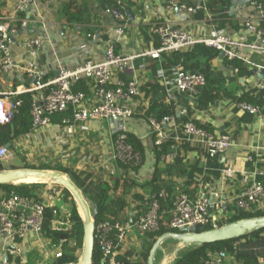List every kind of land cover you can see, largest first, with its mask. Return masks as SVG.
I'll list each match as a JSON object with an SVG mask.
<instances>
[{"label":"built area","instance_id":"2783aa9c","mask_svg":"<svg viewBox=\"0 0 264 264\" xmlns=\"http://www.w3.org/2000/svg\"><path fill=\"white\" fill-rule=\"evenodd\" d=\"M35 1L37 0H15L13 12L0 17V73L20 78L19 84L9 86L7 89L0 88V127L12 122L22 103L19 97L22 94H27L30 98V115L34 131L52 124V115L66 112L70 114L62 118L61 126L88 121L106 120L107 122L111 118H120L125 121L134 115L138 106L137 97L141 96L140 86L136 79L127 76L129 72H134V61L137 58L149 56L158 59L163 56V53L184 51L195 44L202 43L216 49L223 59L228 61L237 59L248 63L251 50L264 49V45L260 44V40L264 41V28L261 26L264 22V8L256 0H251L250 4L256 10V17L244 25L247 32L253 35L258 42L247 43L237 40L220 30L209 36L195 37L176 20L158 21L151 28L157 40V47L134 54L121 55L115 52L113 44H108L102 60L86 59L73 68L57 65L52 70V75L49 76V71L36 63V57L46 42L44 35L37 32L26 38L19 37L20 29L24 28L28 21L19 17L18 14ZM111 1L109 13L115 21L116 34L121 36L128 27V20L124 13L122 0ZM166 8L174 15L186 16H193L200 10H207L205 0L193 3L185 0H168ZM88 36L91 35L88 34ZM14 45L25 51L28 58L25 62L20 64L15 61L12 50ZM234 70L237 71L236 68ZM30 77H34V81L27 84L26 79ZM81 80L88 81V93L73 90V87ZM204 84L203 73L184 70L179 65L176 67L173 87L178 93H187L192 98ZM239 106L253 115L259 116L260 114L258 106L245 102L239 103ZM185 112V109H182L180 114ZM170 124H176L175 117L172 115L149 118L155 146L160 147L171 139L172 135L168 128ZM180 131L181 133L178 132L173 138L178 144L187 142L201 145L210 158L220 157L231 146L229 135H216L192 121L181 124ZM8 155L9 149L0 145V161ZM173 155H166L164 158L169 159ZM109 161L117 168L119 163L136 167L140 165L141 158L126 141L125 134L118 133L113 142ZM126 171L133 176L136 174L130 168ZM1 194L0 191L2 253L6 256L21 257L25 252L21 243L31 235L29 250L35 249L41 255L49 253L48 256L60 257V247H49L45 242L49 244L50 240L42 232L45 207L49 204L46 201L42 203L33 197L19 195L15 192H10L5 197ZM164 194L165 191L162 189L159 196ZM219 197L218 191L208 181L200 182L194 199H190L183 192L178 194L171 210L170 226L177 231L196 224L203 225L206 229L207 227L210 229L219 227L217 216L211 212V210L223 208ZM232 200L237 208L243 210L255 212L264 208V171H256L252 181L235 193ZM158 210L159 203L153 195L147 213L134 220L130 218L120 221L109 217L97 225L94 224V235L101 251L102 264H128L119 258L127 252L123 244L127 242L129 236L135 239L134 243H139L144 233L156 230ZM57 213L54 209L55 219L52 220L51 229L66 228L63 227L64 222L58 219ZM62 242L63 240L60 241ZM129 259L134 260L135 258L130 256ZM201 264L245 263L236 262L224 248L208 250ZM258 264H264V257L259 259Z\"/></svg>","mask_w":264,"mask_h":264},{"label":"crops","instance_id":"0c3cea01","mask_svg":"<svg viewBox=\"0 0 264 264\" xmlns=\"http://www.w3.org/2000/svg\"><path fill=\"white\" fill-rule=\"evenodd\" d=\"M107 1L37 0L18 14L19 17L28 21L26 26L20 29L19 37L26 38L37 32L44 35L46 42L36 57V63L46 68L49 71V76L52 75V70L57 65L73 68L86 59L102 60L104 50L108 44H113L115 52L121 55L134 54L145 49L157 47V40L152 34L151 28L158 21L176 20L195 37H204L219 30L227 33L228 29L220 28V21L231 20L233 24H238L239 27L234 32H230V36L247 43L258 42L253 35L247 32L244 25L247 21L256 17V10L250 2L242 3L241 8H236L233 14H229L228 9L225 12L227 17H223L207 10H200L193 16L174 15L166 8L168 0H122V3L124 2V13L125 8H128L131 11V15L127 16L125 14L128 20V27L123 35L118 36L115 32V21L109 13L110 6ZM185 1L193 3L200 0ZM66 3H73L79 6L82 4L86 5L91 15V20L85 23L66 20L63 14V6ZM14 4L15 0H0V17L11 14L14 10ZM88 34L91 36H88ZM260 44L264 45V41L260 40ZM12 50L17 63L21 64V62H25L28 59L23 49L14 45ZM250 54L248 63L242 61L248 70V73L244 76L237 75V68V71H235V68L226 66L224 62L226 59L221 56L218 57L211 67L214 71L221 72L225 77V86L232 92V96L230 98L222 97L206 111L195 110L192 116L208 131L216 135H229L231 146L223 155L214 158V160L208 159L201 145L189 143L186 147L184 146L183 162L185 171L189 172L198 167L201 172H195L197 180L199 182L208 181L220 195L219 199L223 203V208L211 210L217 218L218 214L223 213L233 204V195L252 181L254 173L259 170L264 171V105L259 107L260 114L257 116L244 110L237 103V99L243 93L255 91L253 94L256 95L261 90H264L262 83L259 80H255V76L250 73L251 67L264 66V49L254 48L250 51ZM134 64V72H129L127 76L135 78L140 88L146 83L157 80L165 87L168 93L167 104L171 105L173 103L175 108L178 109L177 113L179 109L186 108L185 102L190 97L185 94H179L173 87L177 66L168 65L164 56L158 59L149 56L140 57L134 61ZM15 81L19 84V76L0 73L1 89L17 85ZM144 104H146V101ZM191 108L193 109L194 106H191ZM96 122L98 121H88L85 122V125H83L84 123H76L69 126L56 124H50L49 126L54 129L61 127L60 130H65L62 133L66 135L70 133V135L74 136L72 140H76V138L78 141L84 140L83 144L78 143L76 145L77 149H75L77 151L73 150L77 152V154L75 153L76 158L82 156L81 158L73 159V161H78L79 163L73 170L80 172L82 176L89 174L90 180L97 178L111 184L120 174H130L127 171L121 172L117 166L112 165L109 161L115 134L119 131L111 129L106 123L103 125L102 122ZM181 124L176 120L175 125H168L169 132L172 135L171 139L178 134ZM123 129L134 132L146 145L145 161L138 173L135 174V178L137 181L149 179L154 165L153 134L150 126L140 119H133L126 121ZM33 133H35L34 130L30 134L21 137H29ZM92 138L94 139L92 145L87 144ZM88 152V157L85 158ZM159 168L161 170L166 169L165 160L159 162ZM186 176L176 177L174 175L172 180L181 185L185 181ZM162 178L167 179L168 175H162ZM128 201L127 212H135L136 203L131 199ZM213 202L216 201L213 200ZM225 206L227 207L224 210ZM259 236L263 240L260 247L248 248L245 241L241 240L236 243L237 251L242 255L247 254L258 259L263 258L264 232L260 233ZM31 238L32 236L29 235L28 239L21 243L25 251L21 257L4 255L0 246V264H18L17 259L20 260V264H24L29 251H33L38 255L36 264H51L55 258L48 256L49 253L41 255L35 249L29 250V239ZM134 240L133 237L129 236L127 242L123 244L125 251L130 249L134 244ZM45 243L49 247L51 246L50 243ZM132 257L136 259V255H132Z\"/></svg>","mask_w":264,"mask_h":264},{"label":"trees","instance_id":"16d2710c","mask_svg":"<svg viewBox=\"0 0 264 264\" xmlns=\"http://www.w3.org/2000/svg\"><path fill=\"white\" fill-rule=\"evenodd\" d=\"M256 1L264 8V0ZM107 2L109 6L112 3L111 0H108ZM73 3H66L63 6V14L66 20L76 23H85L90 21L91 15L86 5L82 4L79 6ZM205 6L209 12L214 14L217 13L220 16L227 17L225 12L229 9L230 1L206 0ZM219 26L220 28L228 29V34H230V32H234L239 27L238 24H233L231 20L220 21ZM261 26L264 28V22L261 23ZM163 56L170 66L174 67L179 65L184 70L195 72L198 71L203 73L205 76V84L198 89L197 94L192 98L187 93H179L188 95L190 98H186L187 100L185 99L186 112L177 116L178 109L175 108L174 104H167L168 93L166 92L165 87H163L157 80L151 83H146L140 88L141 96L137 97L138 106L130 120L140 119L149 125L150 117L161 118L166 115H172L182 124L192 121L197 126L206 129L196 119L192 118L194 111H206L222 97L230 98L232 96V92H230V90H228L225 86V77L221 72H216L211 67V65L214 64L219 57L218 51L214 48L199 43L184 51L171 52L169 54L163 53ZM192 60L194 61L190 63ZM224 62L225 65L229 66L230 68H237V75L239 76H244L248 73L247 67L240 60H225ZM87 82V80H81L73 87V90H82L88 93L89 84ZM15 83L17 84L16 81ZM253 93H255V91H252L251 93H243L237 99V103L245 102L258 107L264 105V99H262L264 98V90H261V92L256 95ZM19 97L22 100V103L19 105L18 112L14 115L12 122L0 127V145L6 146L9 144L8 149L11 150L16 148L15 140L17 138L33 132L32 119L30 115V98L27 94H22ZM145 101L146 104H144ZM191 106H194V108L192 109ZM68 114L70 113L66 112L52 115V124L61 126L62 118L66 117ZM118 133L125 134L126 141L132 146L133 150L140 155L141 158V163L139 166L130 167L127 164L119 163L118 169L121 172H124L130 168L135 173H138L145 161L146 145L132 131L121 130L115 134V137L118 135ZM179 133H181V131H179ZM188 144L189 143L187 142L178 144L174 139H170L160 147L155 146L153 143V170L150 178L143 181H137L135 176L127 174H120V176H118L111 184L107 183L105 180L97 178L95 180H90L89 174L82 176L80 172H77L61 164L54 166L50 164H43L38 167L25 165L22 167L33 169H54L71 175L74 183L81 190L89 204L91 216L94 219L95 225L109 217H113L114 219L120 221H126L130 218L134 220L147 213L153 195H155L159 203L158 228L154 231L146 232L141 236V240L139 242V251L136 259H129L130 256L136 255L130 251L131 249L127 250L125 255L119 256L120 259L128 264H147L149 252L156 239L167 232H178L170 226L171 210L173 209L175 197L183 192L186 193L190 199H194L199 188L200 182L195 177V172H201V170L198 167H195L192 169V171L186 172L184 168V146L186 147ZM170 154L174 155L166 160L164 156ZM205 155L207 156L206 153ZM208 159L214 160V158L210 157H208ZM161 160H165V170H161L159 168V162ZM10 168L12 169L19 167L13 166ZM3 169L7 168H5L0 163V171ZM166 174L168 175V178H162V175ZM174 175L176 177H183L185 175L187 176L185 181L180 185L179 183L177 184L172 180V176ZM37 186V184L29 183L0 185V191L2 193L1 196L5 197L10 192H15L19 195L33 197L36 200L44 203V200H42V198H40L36 193ZM61 189L63 193V202L67 204L69 209V215L68 217H65V221L71 225L70 227L61 230L51 229L52 220L55 219L53 214L55 207L46 205L42 232L43 235L50 240V245L52 247L59 246L61 250V256L55 258L51 264H75L78 261L77 250H79L82 246V219L72 195L65 187L62 186ZM162 189L165 191V194L163 196H159V193ZM129 199L136 203L134 207L135 212H127ZM254 214L255 215L252 217L264 215V210H257ZM241 215L242 213L234 211L233 214H230L225 219V222L223 220V222H218V218L217 223L219 226H222L227 223L244 219L245 217H242ZM57 217H59L58 213ZM207 229H210V227H207ZM262 232H264V228L253 230L240 237H235L225 241L183 245L185 249H180V251H177L174 260L170 264H201V261L206 257V252L208 250H221L224 248L228 250L230 255H233L236 258L242 256L248 257L250 255H242L239 253V251H237L238 248L236 243L245 239L246 246L249 247L251 240L254 239L253 237H260L259 234ZM61 240H63L62 243H60ZM72 240L74 241V244H71ZM162 244H178V241L174 238L165 239L155 252L154 264H158V254L161 253ZM37 260L38 255L33 251H29L24 264H36ZM101 260V251L99 249L97 238L94 235L91 264H102ZM245 262V264L254 263L252 259H246ZM17 263L20 264L19 259H17Z\"/></svg>","mask_w":264,"mask_h":264},{"label":"water","instance_id":"95a60500","mask_svg":"<svg viewBox=\"0 0 264 264\" xmlns=\"http://www.w3.org/2000/svg\"><path fill=\"white\" fill-rule=\"evenodd\" d=\"M229 14L235 13V9H240L241 4L250 2L251 0H229ZM125 14L131 15V11L125 8ZM250 73L255 76V80H259L264 86V66H253ZM34 81V77L26 79V83L30 84ZM179 109L177 116L180 115ZM118 119H109L107 125L113 130L121 131L126 121ZM9 148V144L6 145ZM33 182L55 183L65 187L72 195L76 202L78 212L80 213L83 225L82 247L79 260L75 264H91L93 245H94V219L91 216L90 207L83 193L74 183L71 175H66L59 170L50 169H33V168H8L0 171V185L4 184H28ZM227 206L224 207V210ZM223 210V209H222ZM221 210V211H222ZM264 228V215L252 218H244L231 223L224 224L214 229H206L205 226L196 224L188 228H182L178 232H167L159 236L153 244L147 264H154V255L161 243L167 238H174L178 241L176 249L182 245H190L193 243H215L225 241L232 238L240 237L253 230ZM102 263V261H101Z\"/></svg>","mask_w":264,"mask_h":264},{"label":"rangeland","instance_id":"374dc122","mask_svg":"<svg viewBox=\"0 0 264 264\" xmlns=\"http://www.w3.org/2000/svg\"><path fill=\"white\" fill-rule=\"evenodd\" d=\"M101 122L103 125L107 123L106 120L98 121L96 123H101ZM85 124L86 123L84 122L83 125ZM58 128L54 129L52 126L48 125V126L42 127L34 131L35 133H33V135L31 136L29 135V137L26 136L25 138L24 137L18 138L16 140V145H15L16 148L14 150L9 149L8 157L0 161V163L5 168H10L13 166L22 168V166H25V165H31V166L38 167L43 164H50L52 166L61 164L63 166L74 169V167H77L79 163L78 161L77 162L73 161V159H78L82 157V156H78V158H76L75 155L77 154V152H74V151H77L76 145L78 143L83 144L84 140L81 139L80 141H78L77 138L76 140H72L74 138L73 135H70V133L69 135H66L62 133V131H65V130H62V129L60 130L61 127H58ZM93 141L94 139L92 138L91 141L87 144L92 145ZM88 154L89 152L87 153L85 158L88 157ZM88 159L90 160V158ZM50 170H54V169H50ZM65 174L67 175V173ZM29 184L38 185L36 189L37 195L40 198H42V200L46 201L47 204L57 209L58 216H59L58 219L64 222L63 227H66V228L70 227L71 224L65 221V217H68L69 215V209H68L67 204L63 202V193L61 189L62 186L59 184H55V183H44V182L43 183L33 182ZM260 210H264V208L258 209V211ZM234 211L235 212L238 211L242 213L241 215L242 217L249 218L255 215L254 213L257 210L255 212L243 210V209L237 208L235 204L233 203L231 204L230 208H228L226 211H224L221 214H218V218H219L218 222L220 221L225 222L226 221L225 219L230 214H233ZM253 238L254 239L251 240V243L248 248L260 247L261 243H263L262 238L261 237H258V238L253 237ZM71 244H74L73 240L71 241ZM139 245H140L139 243H134L130 247L131 249L130 251L135 253L136 256L138 255ZM176 246L177 244H171V245L162 244L161 253L158 254V264H170L174 260L177 251H180V249L181 250L185 249V247L182 245L179 249L175 250ZM80 254H81V248L77 250L78 260H79ZM231 256L234 257V260L236 262L243 261L244 263H246L245 262L246 259L247 260L252 259L254 263H251V264L259 263V259L254 256L237 257L239 259H237L233 255Z\"/></svg>","mask_w":264,"mask_h":264}]
</instances>
